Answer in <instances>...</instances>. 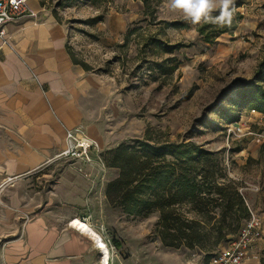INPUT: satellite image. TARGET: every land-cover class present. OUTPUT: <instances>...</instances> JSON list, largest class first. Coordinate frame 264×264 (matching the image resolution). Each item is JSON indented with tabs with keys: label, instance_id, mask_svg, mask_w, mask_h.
Segmentation results:
<instances>
[{
	"label": "rangeland",
	"instance_id": "374dc122",
	"mask_svg": "<svg viewBox=\"0 0 264 264\" xmlns=\"http://www.w3.org/2000/svg\"><path fill=\"white\" fill-rule=\"evenodd\" d=\"M36 3L39 15L20 25L42 24L56 16L68 33L67 50L79 63L74 69L84 86L73 100V120L64 126L95 139L107 163L104 160V166L94 169L74 165L54 150L45 161L40 156L36 168L17 177H6L0 168V264H14L5 254L25 243L21 240L26 225L43 212L57 234L78 238L85 247L80 258L84 262L98 260L95 245L69 229V213L73 219L90 220L88 224L112 249L113 264H210L202 249L166 247L159 234L158 214L127 215L108 197L109 185L121 174L110 165L113 151L134 140L152 139L159 145L194 143L212 152L218 184L237 187L249 216L258 217L264 230V152L258 138L264 131V117L243 106V83L252 80L264 60V0H235L242 4L234 11L235 24L208 26L204 35L199 29L205 24L193 26L181 14L169 12L165 0ZM174 22L184 23L185 28L168 26ZM234 26L236 30L206 43V35L212 37ZM166 45L179 48L166 53ZM236 122L250 129L230 132ZM32 128L33 123L18 130L0 126V150L13 151L11 137L17 133L28 140ZM19 143L20 150L28 148L26 141ZM32 154L36 153L27 152L23 159L28 161ZM216 216L221 219V212ZM232 223L228 216L221 226L223 235L234 230ZM236 234L229 235L216 251ZM250 261L264 264V234Z\"/></svg>",
	"mask_w": 264,
	"mask_h": 264
},
{
	"label": "crops",
	"instance_id": "0c3cea01",
	"mask_svg": "<svg viewBox=\"0 0 264 264\" xmlns=\"http://www.w3.org/2000/svg\"><path fill=\"white\" fill-rule=\"evenodd\" d=\"M28 6L33 15L26 18L37 17L34 12H41L36 0H31ZM24 19L8 27L12 48L0 51V126L18 130L19 126L34 125L28 140L16 133L10 140V149L14 150H0V168L9 178L36 168L40 156L45 161L54 150L59 155L66 148V133L72 129L64 125L71 124L75 115L73 100L84 86L67 50L66 29L52 15L42 24L29 21L20 25ZM22 140L27 142L28 148L20 150ZM29 151L39 156L32 154L25 161L23 157ZM6 152L11 154L6 155ZM47 211L49 214V209ZM74 217L71 213L66 216L72 220ZM53 225L46 212L36 216L35 221L25 227L21 240L25 243L17 245L14 253L5 254V258L14 260V264H100L101 255L95 247L93 250L98 257L95 263L80 260L85 252L82 243L78 238L57 234ZM68 227L72 229L71 225ZM254 249L249 253L248 264H251ZM53 253L56 258H51Z\"/></svg>",
	"mask_w": 264,
	"mask_h": 264
},
{
	"label": "trees",
	"instance_id": "16d2710c",
	"mask_svg": "<svg viewBox=\"0 0 264 264\" xmlns=\"http://www.w3.org/2000/svg\"><path fill=\"white\" fill-rule=\"evenodd\" d=\"M241 5L235 3L233 7L236 10ZM168 26L185 28L184 23L178 22ZM208 26L217 25L205 24L199 33L204 35ZM234 30L235 26L217 31L212 37L206 35L205 41L212 43L215 37ZM164 48L166 53H172L179 46L166 45ZM69 55L73 63L79 65L72 53ZM81 66L88 71L85 65ZM243 84L246 92L243 106L264 117V60L252 80ZM153 142L152 139L134 140L113 151L110 165L120 169L121 174L109 185L107 195L112 201H117L127 215L146 218L158 214L159 234L166 247L199 248L211 259L222 242L238 232L237 236L249 220L245 200L234 185L218 184L212 152L194 143L159 145ZM168 157L173 161H168ZM104 160L107 163V157ZM219 211L221 219L216 220ZM228 216L236 227L223 235L221 226L225 225ZM244 219L247 220L241 224Z\"/></svg>",
	"mask_w": 264,
	"mask_h": 264
},
{
	"label": "built area",
	"instance_id": "2783aa9c",
	"mask_svg": "<svg viewBox=\"0 0 264 264\" xmlns=\"http://www.w3.org/2000/svg\"><path fill=\"white\" fill-rule=\"evenodd\" d=\"M30 1L0 0V51H3L4 48H12L9 42L8 27L28 17L29 14L33 15L28 6ZM252 111L256 113L255 110ZM231 126L233 129H230V132L233 133L235 130L242 133L244 130L250 129L237 122ZM258 138L261 139L262 151L264 152V131L258 135ZM102 154L103 151L95 140L78 130H69L66 133V148L58 157L70 160L74 165L90 166L94 169V167H99V164L104 166ZM81 220L90 224L88 218H81ZM74 221H71L70 225H73ZM263 234L262 222L258 217L251 214L249 220L243 224L239 234L210 259V264H248L249 253L262 239ZM105 244L109 248L108 243ZM109 251L111 256L106 260L105 256L102 255L100 264H113L112 249L109 248Z\"/></svg>",
	"mask_w": 264,
	"mask_h": 264
},
{
	"label": "clouds",
	"instance_id": "9594fccd",
	"mask_svg": "<svg viewBox=\"0 0 264 264\" xmlns=\"http://www.w3.org/2000/svg\"><path fill=\"white\" fill-rule=\"evenodd\" d=\"M235 0H165L169 12L179 13L191 25L231 26Z\"/></svg>",
	"mask_w": 264,
	"mask_h": 264
},
{
	"label": "bare ground",
	"instance_id": "6f19581e",
	"mask_svg": "<svg viewBox=\"0 0 264 264\" xmlns=\"http://www.w3.org/2000/svg\"><path fill=\"white\" fill-rule=\"evenodd\" d=\"M35 15H37V13L34 12V16ZM73 220L75 221L73 222V225H71L72 229L78 231L80 235L88 237L95 245V248L99 251V254L101 256L104 255L105 259L107 260L111 256V252L109 251V248L106 246L105 242L103 241L101 235L95 229H93L88 223H85L81 219L75 218Z\"/></svg>",
	"mask_w": 264,
	"mask_h": 264
}]
</instances>
